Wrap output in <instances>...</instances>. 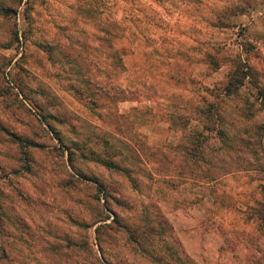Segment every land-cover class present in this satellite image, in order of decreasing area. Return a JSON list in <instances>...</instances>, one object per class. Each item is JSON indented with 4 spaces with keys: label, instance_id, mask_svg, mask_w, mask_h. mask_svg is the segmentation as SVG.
I'll return each mask as SVG.
<instances>
[{
    "label": "rangeland",
    "instance_id": "obj_1",
    "mask_svg": "<svg viewBox=\"0 0 264 264\" xmlns=\"http://www.w3.org/2000/svg\"><path fill=\"white\" fill-rule=\"evenodd\" d=\"M0 2V264H264V0Z\"/></svg>",
    "mask_w": 264,
    "mask_h": 264
},
{
    "label": "trees",
    "instance_id": "obj_2",
    "mask_svg": "<svg viewBox=\"0 0 264 264\" xmlns=\"http://www.w3.org/2000/svg\"><path fill=\"white\" fill-rule=\"evenodd\" d=\"M20 2L23 0H19ZM102 2L105 0H101ZM197 1H201V0H197ZM15 10V7H13L12 4H5V2H0V14L3 15H7V13H10V11ZM119 19L122 18H116L115 23L116 26L117 22ZM144 19V18H143ZM104 26V25H103ZM103 26H101L104 30L108 29V28H104ZM109 31V29H108ZM123 32V29L120 31H117L116 35H121ZM109 38V37H108ZM114 57L118 58L117 59V65H119L120 70L118 72H114V74H108V73H104V76H99V96H110L112 97H117L119 99H125L127 98V94L126 93H130L131 98H135L136 93L138 92V89L136 86L134 85H129V86H122L120 79H119V74L122 73V68H125L124 64H122V54L120 53L119 50H117V52L112 53ZM216 54L215 52H211L209 50H207L203 55V57L205 58H209V59H214V55ZM218 65V62L216 63V66ZM140 70L137 69V71H135V74H137ZM171 77L174 76L173 74L170 75ZM251 74L249 72H247V70H245L244 65L242 64V61L240 58H238V60H235V66L234 69L229 71V73L227 74V79L224 82H220V84H217L214 86V88L216 89L218 94L221 95H228L231 93H235L238 89V87L240 85L243 84L244 80L249 77L250 78ZM139 80V79H138ZM138 80L134 79V82L136 83H143V82H137ZM131 83V82H130ZM261 91H264L262 88H260ZM200 97H202L203 101H206V96L205 95H201ZM217 101H213L210 100L208 102H206L207 107H205L203 110L204 115L206 116L207 122L204 124L205 127H210L208 122L209 121H214L216 118V115H219V105H218V100H219V96H216ZM218 131L220 134H223V129L222 128H218ZM196 138H198L199 133L195 134ZM201 143H203V140L200 141V145ZM199 145V144H198ZM202 147V146H201ZM255 213H257L261 218H264V207H261L260 209L258 208Z\"/></svg>",
    "mask_w": 264,
    "mask_h": 264
}]
</instances>
